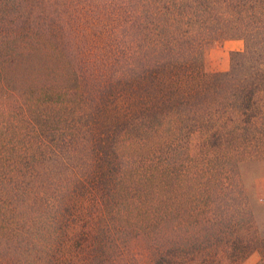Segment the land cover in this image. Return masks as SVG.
Returning a JSON list of instances; mask_svg holds the SVG:
<instances>
[{
  "label": "trees",
  "instance_id": "1",
  "mask_svg": "<svg viewBox=\"0 0 264 264\" xmlns=\"http://www.w3.org/2000/svg\"><path fill=\"white\" fill-rule=\"evenodd\" d=\"M262 169L264 0H0V264H264Z\"/></svg>",
  "mask_w": 264,
  "mask_h": 264
},
{
  "label": "rangeland",
  "instance_id": "2",
  "mask_svg": "<svg viewBox=\"0 0 264 264\" xmlns=\"http://www.w3.org/2000/svg\"><path fill=\"white\" fill-rule=\"evenodd\" d=\"M240 44V50L237 44ZM235 44V45H234ZM244 50V41L242 40H226L216 43L207 48L206 51V67L210 72H227L231 68V56L233 52ZM256 192L259 199V209L257 211L258 220L264 222V169L256 179ZM259 256L252 255L245 264H256Z\"/></svg>",
  "mask_w": 264,
  "mask_h": 264
},
{
  "label": "crops",
  "instance_id": "3",
  "mask_svg": "<svg viewBox=\"0 0 264 264\" xmlns=\"http://www.w3.org/2000/svg\"><path fill=\"white\" fill-rule=\"evenodd\" d=\"M234 45H235V44H234ZM237 46H238V49L240 50V44H239V43L237 44Z\"/></svg>",
  "mask_w": 264,
  "mask_h": 264
}]
</instances>
